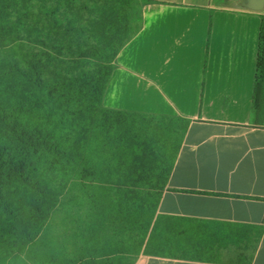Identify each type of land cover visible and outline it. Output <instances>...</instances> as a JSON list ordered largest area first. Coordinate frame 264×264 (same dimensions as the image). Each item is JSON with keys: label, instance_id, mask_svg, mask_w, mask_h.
<instances>
[{"label": "trees", "instance_id": "16d2710c", "mask_svg": "<svg viewBox=\"0 0 264 264\" xmlns=\"http://www.w3.org/2000/svg\"><path fill=\"white\" fill-rule=\"evenodd\" d=\"M152 0H0V264H134L189 120L111 109ZM264 119V14L252 92Z\"/></svg>", "mask_w": 264, "mask_h": 264}, {"label": "crops", "instance_id": "0c3cea01", "mask_svg": "<svg viewBox=\"0 0 264 264\" xmlns=\"http://www.w3.org/2000/svg\"><path fill=\"white\" fill-rule=\"evenodd\" d=\"M263 14L241 0H152L117 54L104 107L189 120L134 264H264V119L252 118Z\"/></svg>", "mask_w": 264, "mask_h": 264}, {"label": "water", "instance_id": "95a60500", "mask_svg": "<svg viewBox=\"0 0 264 264\" xmlns=\"http://www.w3.org/2000/svg\"><path fill=\"white\" fill-rule=\"evenodd\" d=\"M242 5L251 10H261L264 6V0H241Z\"/></svg>", "mask_w": 264, "mask_h": 264}, {"label": "rangeland", "instance_id": "374dc122", "mask_svg": "<svg viewBox=\"0 0 264 264\" xmlns=\"http://www.w3.org/2000/svg\"><path fill=\"white\" fill-rule=\"evenodd\" d=\"M173 252H175V251H173Z\"/></svg>", "mask_w": 264, "mask_h": 264}]
</instances>
